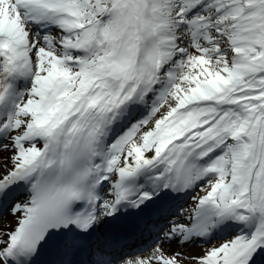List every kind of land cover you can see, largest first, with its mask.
I'll return each mask as SVG.
<instances>
[{
	"label": "snow or ice",
	"instance_id": "obj_1",
	"mask_svg": "<svg viewBox=\"0 0 264 264\" xmlns=\"http://www.w3.org/2000/svg\"><path fill=\"white\" fill-rule=\"evenodd\" d=\"M0 264H264V0H0Z\"/></svg>",
	"mask_w": 264,
	"mask_h": 264
}]
</instances>
